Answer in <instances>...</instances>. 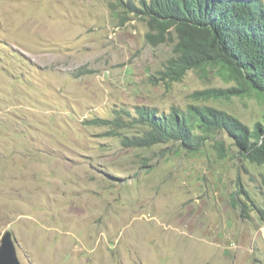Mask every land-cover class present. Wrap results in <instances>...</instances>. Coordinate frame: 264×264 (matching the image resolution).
<instances>
[{
    "label": "rangeland",
    "instance_id": "374dc122",
    "mask_svg": "<svg viewBox=\"0 0 264 264\" xmlns=\"http://www.w3.org/2000/svg\"><path fill=\"white\" fill-rule=\"evenodd\" d=\"M116 1L0 0V242L22 264H264V166L226 136L137 150L92 123L192 105L252 128L264 99L196 101L231 86L211 68L164 80L175 36L153 46Z\"/></svg>",
    "mask_w": 264,
    "mask_h": 264
},
{
    "label": "trees",
    "instance_id": "16d2710c",
    "mask_svg": "<svg viewBox=\"0 0 264 264\" xmlns=\"http://www.w3.org/2000/svg\"><path fill=\"white\" fill-rule=\"evenodd\" d=\"M123 13L146 22L148 41L164 44L175 36L174 56L161 75L181 82L192 70L213 69L228 88L195 94L196 101L231 100L256 95L264 99V1L262 0H118ZM112 120L92 123L109 127L125 148L137 150L178 143L191 154L207 147L214 136H226L238 154L253 165L264 166V123L254 127L210 106L172 107L168 113L137 106L114 111ZM121 134H120V133ZM126 132L132 133L131 135ZM221 158L227 147L217 141ZM264 221V208H257Z\"/></svg>",
    "mask_w": 264,
    "mask_h": 264
},
{
    "label": "water",
    "instance_id": "95a60500",
    "mask_svg": "<svg viewBox=\"0 0 264 264\" xmlns=\"http://www.w3.org/2000/svg\"><path fill=\"white\" fill-rule=\"evenodd\" d=\"M17 240L12 232L7 231L0 242V264H22L18 256Z\"/></svg>",
    "mask_w": 264,
    "mask_h": 264
}]
</instances>
